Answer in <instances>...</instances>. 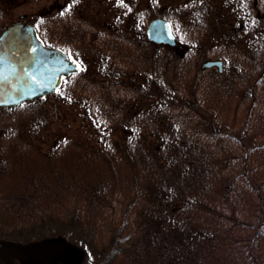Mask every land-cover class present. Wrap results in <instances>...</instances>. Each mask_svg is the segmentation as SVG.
Instances as JSON below:
<instances>
[{
	"label": "trees",
	"instance_id": "1",
	"mask_svg": "<svg viewBox=\"0 0 264 264\" xmlns=\"http://www.w3.org/2000/svg\"><path fill=\"white\" fill-rule=\"evenodd\" d=\"M131 1L109 27L73 16L48 35L43 16L32 23L76 72L51 94L0 107L32 105L10 132L54 172L0 167L19 184L0 191V259L5 247L63 237L84 250L81 264H264L263 2L243 0V41L213 49L222 3L155 11V0L141 10ZM8 14L0 1V34ZM156 17L181 44L146 39ZM208 55L222 58V73L200 68Z\"/></svg>",
	"mask_w": 264,
	"mask_h": 264
},
{
	"label": "rangeland",
	"instance_id": "2",
	"mask_svg": "<svg viewBox=\"0 0 264 264\" xmlns=\"http://www.w3.org/2000/svg\"><path fill=\"white\" fill-rule=\"evenodd\" d=\"M17 1L18 2L15 4V6H13L12 4H9V6H7V8L9 9L8 16L11 22L9 25L15 24L14 22H16L17 20L26 23L25 21L22 20L23 18H26L24 20L27 21V24L28 23L31 24L33 21L36 22L38 17L44 15L43 16L44 18L43 21L45 22L44 33L48 35H49V30L52 33H57L59 31L60 29L59 26L61 27L64 16L70 12L67 10H71V8L69 7L66 8L67 6L65 7V11L60 9L63 2H65V4H68L70 3V0H17ZM112 1L114 2L116 0H112ZM122 1L127 5H131L132 3L131 0H122ZM148 1L151 0H135V3L137 5L135 9L141 10L142 8L146 7V3ZM178 1L179 0H155L152 3V7L155 11H164L170 9L171 6L177 3ZM216 1L222 3L223 7L222 5L220 6L222 12L218 13L217 18L215 14L216 19L214 20L216 23L213 27V34H211L209 39L207 38L209 43L212 44V48L216 49L215 47L217 45H218L217 47H220V45H222L223 43V40H225L226 38L227 39L225 41L235 38L236 42H242L244 37L241 36L239 33L241 32V26H242L241 21L243 15L240 14V12L242 5L241 3L243 2V0H216ZM80 7L81 8L78 9L80 10L78 11L79 13L77 12V14L79 15L78 17L80 19L84 20L85 23L90 22L91 25L102 24L104 20L108 21L103 24L105 27H109L111 26L112 23H116V21L123 19L124 15L126 14L125 10L126 8H128V6L123 7L122 5H118L116 3L110 4L108 0L106 1L81 0ZM244 15L246 16V14ZM147 25L148 22H146L144 26V31ZM173 32L176 37L175 39L176 44L170 47H175L177 45V42L178 43L180 42V39L178 38V36H176L175 33L176 31L174 30V27H173ZM246 36H248V34H246ZM102 38L105 39L107 37L103 36L100 39ZM205 42L207 41L205 40ZM77 44L78 43L76 42V45ZM96 48L99 50L98 52H103L100 50L103 49L101 48V46L97 45ZM206 59L222 60V58L220 57L214 58L210 55H208ZM208 69H216V68L213 67ZM200 94L206 95V98L209 101L211 97V92L205 89V87L200 91ZM213 94L215 96L217 95L216 93ZM220 104L221 105H220L219 115L222 116V103ZM227 105L228 108L234 107V105L232 103L230 104V102H227ZM31 106L32 105H27L16 108V110H13L11 113H5V114L1 113L0 117H2V119H0L1 120L0 167H40L42 173L46 176L47 180H49L50 177L52 178L54 176V172H49V168L46 166L47 159L38 158L39 160H36L33 157V152H30V149H25V147L22 145L23 141H20V139H18L16 134L10 132V130H14V128H16L17 125V123L12 121V118L17 116L16 120L19 121L23 117L27 116L25 114L28 113L27 110L31 109ZM228 114L231 116V113ZM25 119H28V117H26ZM217 119L220 120L218 116ZM223 119L224 116H222V120ZM7 131H9V133L6 134ZM49 154H52V157H55L53 152L52 153L49 152ZM56 154L58 153L56 152ZM34 162L35 163L37 162L36 165ZM60 168H61L60 166L56 167L55 168L56 172ZM69 169H70L69 167L65 168V170H69ZM74 170L75 169H73V172L75 174ZM35 177L39 178L40 174L35 173ZM16 180L17 177L15 178L8 176L7 178H5L1 176L0 191L3 193H10L14 190V188H18L19 184L16 182ZM41 184L45 185L43 188L45 190L48 189V186H46L47 184L50 186L49 181H45L43 183L41 182ZM58 191H59V195H65L62 190H58ZM2 250H3L2 257L0 259L1 264H81V260L85 257V252L81 247L67 241L63 237L45 240L41 243H34L30 245L29 248H18L15 246H8Z\"/></svg>",
	"mask_w": 264,
	"mask_h": 264
},
{
	"label": "water",
	"instance_id": "3",
	"mask_svg": "<svg viewBox=\"0 0 264 264\" xmlns=\"http://www.w3.org/2000/svg\"><path fill=\"white\" fill-rule=\"evenodd\" d=\"M156 44H176L168 20L152 19L145 30ZM220 59H205L200 68H216L222 73ZM76 72L75 65L61 50L46 47L31 25L17 23L0 35V107L15 106L35 97L48 95L62 84V77Z\"/></svg>",
	"mask_w": 264,
	"mask_h": 264
},
{
	"label": "flooded vegetation",
	"instance_id": "4",
	"mask_svg": "<svg viewBox=\"0 0 264 264\" xmlns=\"http://www.w3.org/2000/svg\"><path fill=\"white\" fill-rule=\"evenodd\" d=\"M3 3H5L7 6H9V4H12L13 6H15V4L18 2L17 0H12V1H10V0H1ZM4 1H6V2H4ZM103 1V0H102ZM106 1V0H105ZM253 2V7H258V5L260 4V2H263V4H262V6L264 7V0H252ZM7 2H10V3H7ZM108 2L110 3V4H118V5H122L123 7L125 6H129V5H127L126 3H124L122 0H116V1H112V0H108ZM68 4H69V6H68ZM68 4H65V2H63V4H62V6H61V8L60 9H62L63 11H65V7L66 8H71V10H67V11H70L67 15H65L64 16V18H63V23H69L70 22V20H72V17L74 16V17H78L79 15L77 14V12L78 11H80V10H78L79 8H81L80 7V4H81V0H70V3H68ZM66 11V12H67ZM79 13V12H78ZM41 16H44V15H41ZM79 18V17H78ZM24 19H26V18H23L22 20L23 21H25L26 23H27V21L26 20H24ZM17 22H21V21H19V20H17L16 22H14V23H17ZM33 22H35V21H33ZM32 22V23H33ZM31 23V24H32ZM36 23V22H35ZM32 26H34L33 24H32Z\"/></svg>",
	"mask_w": 264,
	"mask_h": 264
}]
</instances>
